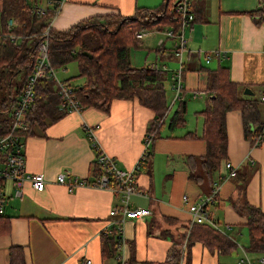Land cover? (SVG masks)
<instances>
[{
    "label": "crops",
    "instance_id": "crops-1",
    "mask_svg": "<svg viewBox=\"0 0 264 264\" xmlns=\"http://www.w3.org/2000/svg\"><path fill=\"white\" fill-rule=\"evenodd\" d=\"M138 7V0H64L49 27L66 30L95 16H129ZM199 9L202 19L184 31L186 47L180 61L174 55L176 39L165 35L170 27L144 31L141 47L128 52L131 66L162 69L166 77L170 76L171 85L179 66L182 71L179 97L174 96L170 85L171 100L161 116L162 124L157 125L155 137L151 134L146 159L135 173L138 194L130 197L131 207L148 208L151 215L116 224L117 219L108 215L116 198L87 183L97 172L94 145L119 169L134 168L145 150L144 139L154 121V111L136 98L113 99L107 112L95 108L64 111L57 121L21 134L25 170L43 174L47 183L44 190L35 191L25 181L20 194L9 182L3 184L0 264H8L11 247L21 249L23 264H118L116 256L102 260L100 237L110 226L116 229L119 225L124 246L117 254L127 260L132 253L137 264H169L171 253H179L178 243L189 221L187 204L203 202L209 196L205 211L211 227L236 247L223 254L193 242L183 264H238L242 252L251 264H259L257 260L264 258L245 250L246 218L230 204L237 184L225 167L230 163L235 174L246 175V201L264 212V139L254 146L244 136L241 111H226V159L218 171L208 175L201 166L206 143L201 139L203 119L199 114L209 96L208 72L225 67L232 82L242 85L243 90L248 88L252 92L249 97L260 100L254 117L264 123V0H202ZM161 33L164 41L158 38ZM166 40L171 42L170 48H166ZM154 46V62H149ZM133 51L143 55L141 64L133 62ZM163 64H177V69L166 71ZM189 101L197 103L192 115L187 112ZM176 104L185 105L183 122L170 127L172 116L168 122L166 119ZM60 173L82 184L69 191L55 182ZM235 251L239 254L234 261Z\"/></svg>",
    "mask_w": 264,
    "mask_h": 264
},
{
    "label": "trees",
    "instance_id": "trees-1",
    "mask_svg": "<svg viewBox=\"0 0 264 264\" xmlns=\"http://www.w3.org/2000/svg\"><path fill=\"white\" fill-rule=\"evenodd\" d=\"M0 0V22L3 31L15 37L0 38V135L8 132L11 122L10 112L19 95L22 85L31 72L37 56V48L42 40L41 33L47 29V57L55 71L75 62L78 68L76 77L82 79L80 84H70L72 94L81 108H95L107 112L113 99H137L139 103L155 113L154 121L148 130L156 136V119L161 118L167 109L163 81L166 72L154 67H133L129 62L128 52L139 48L142 42L135 37L140 30H162L170 27L173 32L178 27V20L170 12L175 0H163L159 8H136L132 15L107 14L84 19L66 30L48 28L55 16L53 0ZM202 0H190L193 23L202 19L199 9ZM45 2V4H44ZM45 7L42 14L37 7ZM202 15V16H201ZM12 19L14 26L6 31V22ZM20 74V82L13 86L12 79ZM243 86L230 80L227 68L219 67L208 72L206 91V107L199 112L202 116L201 139L206 143V152L202 156L201 166L208 175L218 171L221 162L226 159L225 113L231 109L241 111L244 136L252 144L260 134L264 123L255 116L260 100L241 94ZM14 93V95H13ZM185 105L180 104L173 113L170 127L183 122ZM64 115L60 106V97L47 77L36 83L35 100L26 115V129L21 133H32L33 128L43 127L46 123L57 121ZM252 124L255 125L252 128ZM264 139V137H263ZM96 168H94V174ZM236 194L230 198V204L246 218L248 245L246 251L264 256V212L248 204L245 198L246 175H234ZM180 238V245L185 242V260L188 249L193 242H199L210 251L229 253L235 244L224 234L207 224H195L185 227ZM6 232V229H3ZM119 239L114 235L100 237V253L102 260L113 258L118 252ZM187 253V254H186ZM169 264H178L179 253L175 250L170 255ZM127 264H137L130 253ZM8 264H23V255L19 247L8 250ZM148 264V263H140ZM150 264V263H149ZM186 264V263H185Z\"/></svg>",
    "mask_w": 264,
    "mask_h": 264
},
{
    "label": "built area",
    "instance_id": "built-area-1",
    "mask_svg": "<svg viewBox=\"0 0 264 264\" xmlns=\"http://www.w3.org/2000/svg\"><path fill=\"white\" fill-rule=\"evenodd\" d=\"M53 6L55 8V16L58 14L59 8L64 0H53ZM50 3L46 0V4ZM38 13L42 14L45 7L38 6ZM170 12L174 13L178 20V27L176 31L169 29L166 31V37L175 38V50L174 55L180 61L181 55L186 47V38L184 36V31L186 28H190L193 25V13L191 9L190 0H175ZM54 18V17H53ZM50 25V24H49ZM48 25V28H50ZM14 26L12 19H8L6 22V31L10 30ZM144 30L136 32L135 37L142 39L144 36ZM41 35L42 40L38 44L37 56L33 62L31 72L25 79L21 91L14 102L11 109L10 116L11 122L9 130L6 134L0 135V216L4 212V194L2 186L5 182H9L14 188L15 193L20 194L22 185L25 181L29 182L35 191H42L45 189L47 180L43 174H32L25 170V160L22 151V141L21 133L26 129V115L27 112L35 100V88L37 81L42 77H47L52 81L54 88L56 89L60 97V106L65 112L70 111H81V107L78 105L72 94V88L64 83L60 82L56 77L55 71L51 67L48 57V41H47V29L44 30ZM9 37L12 41H18L20 37H15L8 35L3 31L0 22V38ZM208 57L206 62H208ZM182 71L181 66L172 76L171 89L174 92V96L179 97V92L182 88ZM264 101V95L261 97ZM164 117L155 120L157 125L162 124ZM90 135L93 136L92 131L88 130ZM264 137V124L260 130V134L255 137L254 146L259 144ZM152 139L151 134H147L144 139V147L140 159L133 169H119L116 166L115 161L108 155L99 151L94 145L96 150V168L97 172L93 180L87 183L88 186L92 188L102 189L109 191L115 198L116 202L109 211V217L116 218V224L122 223L126 219L140 220L151 215V211L148 208L131 207L130 197L134 194H138L136 187L135 173L138 170L139 165L146 159V148ZM226 169H228V177H234L235 169L230 163L225 164ZM55 182L65 186L69 191L74 187H78L82 184L80 180L76 178H67L63 173L58 174L55 177ZM217 184L214 183V188ZM216 193L215 190L213 192ZM214 196V195H213ZM183 201L186 202V196L182 197ZM211 199L209 196L203 202L200 203H188L187 211L189 214V221L187 224L188 229L195 224H207L211 226V222L208 219L207 213L205 211V206ZM105 234L114 235V237L119 239L118 250H122L123 241L121 239L120 225L116 229L111 226L109 229L105 230ZM185 242L180 245L179 248V259L178 264H183L185 262ZM118 264H127L126 260L120 254L116 255ZM171 257H169V260ZM259 264H264V258L257 260ZM88 263V262H87ZM238 264H251L250 259L243 252V256L238 260Z\"/></svg>",
    "mask_w": 264,
    "mask_h": 264
},
{
    "label": "rangeland",
    "instance_id": "rangeland-1",
    "mask_svg": "<svg viewBox=\"0 0 264 264\" xmlns=\"http://www.w3.org/2000/svg\"><path fill=\"white\" fill-rule=\"evenodd\" d=\"M41 3H43L42 0H40ZM138 5L139 7H143V8H149V9H155V8H159L160 6L163 5V0H138ZM164 33H161V36L159 35L158 38H160V40L164 41L166 39L165 36H163ZM165 44H166V48H170L171 47V42L170 41H165ZM155 49H156V46H154L152 48V53L149 54V58H148V61L149 62H154V53H155ZM142 54L141 52H137V51H133V62L135 64H141V61H142ZM148 62V63H149ZM158 63H163V62H158ZM164 63H167V61H164ZM134 64V65H135ZM165 66H167V69L166 71H171V70H176L177 69V64L173 65L172 64H163ZM136 67H139L138 65H135ZM140 68V67H139ZM55 74H56V77L58 78V80L60 82H63L65 80H68V82L72 85V84H80L82 83V79H76V80H72V77H76L77 74H78V68H77V64L75 62H70L68 63L65 68H57L55 70ZM20 77L21 75L20 74H17L13 79H12V84L13 86H15L16 84H19L20 82ZM170 85H171V80H170V76L167 75V77L165 78V80L163 81V88L165 90V97H166V102L169 104L170 100H171V92H170ZM2 85L0 84V93H1V90H2ZM3 91V90H2ZM14 95V93H13ZM197 103L196 102H193V101H189L188 104H187V112L192 115L193 113V110H191ZM178 108V104H176L172 110L170 111L169 113V116L167 117L166 121L168 122L173 114V112ZM191 110V111H190ZM166 122V123H167ZM183 245V244H182ZM180 248V246H178ZM237 254L236 251L232 253V260H236L237 259ZM241 255V254H240ZM243 256V252H242V255L241 257Z\"/></svg>",
    "mask_w": 264,
    "mask_h": 264
},
{
    "label": "water",
    "instance_id": "water-1",
    "mask_svg": "<svg viewBox=\"0 0 264 264\" xmlns=\"http://www.w3.org/2000/svg\"><path fill=\"white\" fill-rule=\"evenodd\" d=\"M243 94H244V95H248V96H250V95H252V92H251V90H249L248 88H245V89L243 90Z\"/></svg>",
    "mask_w": 264,
    "mask_h": 264
}]
</instances>
